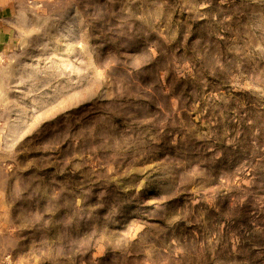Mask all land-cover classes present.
Wrapping results in <instances>:
<instances>
[{
    "label": "rangeland",
    "instance_id": "obj_1",
    "mask_svg": "<svg viewBox=\"0 0 264 264\" xmlns=\"http://www.w3.org/2000/svg\"><path fill=\"white\" fill-rule=\"evenodd\" d=\"M21 8L0 264H264V0Z\"/></svg>",
    "mask_w": 264,
    "mask_h": 264
},
{
    "label": "crops",
    "instance_id": "obj_2",
    "mask_svg": "<svg viewBox=\"0 0 264 264\" xmlns=\"http://www.w3.org/2000/svg\"><path fill=\"white\" fill-rule=\"evenodd\" d=\"M21 0H0V51L11 47L15 41L16 25L22 16ZM3 91L0 89V108L4 106ZM4 183L0 181V257L13 251L16 229L13 227L12 208L6 200Z\"/></svg>",
    "mask_w": 264,
    "mask_h": 264
}]
</instances>
